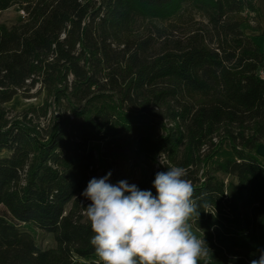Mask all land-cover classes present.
Segmentation results:
<instances>
[{
    "label": "trees",
    "instance_id": "16d2710c",
    "mask_svg": "<svg viewBox=\"0 0 264 264\" xmlns=\"http://www.w3.org/2000/svg\"><path fill=\"white\" fill-rule=\"evenodd\" d=\"M13 6L23 17L0 24V264H97L81 195L97 168L94 141L107 170L139 155L187 170L206 205L192 228L212 251L207 264L258 259L264 51L247 33L260 29L256 0H0V11ZM35 86L51 118L42 125L31 108L9 119L5 104ZM154 179L135 185L154 193ZM31 229L54 245L40 247Z\"/></svg>",
    "mask_w": 264,
    "mask_h": 264
},
{
    "label": "clouds",
    "instance_id": "9594fccd",
    "mask_svg": "<svg viewBox=\"0 0 264 264\" xmlns=\"http://www.w3.org/2000/svg\"><path fill=\"white\" fill-rule=\"evenodd\" d=\"M111 175L93 177L81 193L91 201L85 215L97 264H207L212 251L192 230L206 205L194 199L184 167L157 172L155 195L126 180L112 184ZM250 264H264V250Z\"/></svg>",
    "mask_w": 264,
    "mask_h": 264
},
{
    "label": "rangeland",
    "instance_id": "374dc122",
    "mask_svg": "<svg viewBox=\"0 0 264 264\" xmlns=\"http://www.w3.org/2000/svg\"><path fill=\"white\" fill-rule=\"evenodd\" d=\"M23 13L16 6L10 7L6 10L0 11V24L5 26H11L16 23L20 18L23 17ZM163 25V23H159ZM45 92L39 86H35L30 89L27 96L18 94L10 102L5 104L6 109L8 110V118L12 120H20V117L24 112L29 111L31 108H34V111L31 112L34 114V119L39 121L42 125L47 123V120L53 115L54 108L53 106L46 105ZM46 113L45 116L43 113ZM30 115V112H29ZM28 115V116H29ZM38 117V119H37ZM103 147V142H90L88 148L92 149L96 161L97 168L94 174L95 178H101L110 171L112 175L109 178V182L116 184L118 181L126 180L129 184H137L144 176L149 174L156 175L157 172L165 171V167L168 165L171 167L170 161L165 156L157 155L154 157L139 155L134 158L118 162L114 167L107 170L105 168V163L101 158V150ZM6 154L5 150L0 151V155ZM221 178L224 179L226 190L229 191L235 185V179L229 175L223 173H217ZM156 192L153 193L155 195ZM91 203L88 200V205ZM70 204L66 205V209H69ZM3 207L0 206V214L3 213ZM85 214V213H84ZM194 234L195 230L192 228ZM32 234L34 235L37 244L42 248L51 247L54 245L52 235L47 234L43 231L37 229H31Z\"/></svg>",
    "mask_w": 264,
    "mask_h": 264
},
{
    "label": "crops",
    "instance_id": "0c3cea01",
    "mask_svg": "<svg viewBox=\"0 0 264 264\" xmlns=\"http://www.w3.org/2000/svg\"><path fill=\"white\" fill-rule=\"evenodd\" d=\"M256 6L258 7L260 13V29L256 31L248 30L247 33L256 42L260 50L264 51V0H256ZM256 152L261 157H264V142L258 145Z\"/></svg>",
    "mask_w": 264,
    "mask_h": 264
},
{
    "label": "built area",
    "instance_id": "2783aa9c",
    "mask_svg": "<svg viewBox=\"0 0 264 264\" xmlns=\"http://www.w3.org/2000/svg\"><path fill=\"white\" fill-rule=\"evenodd\" d=\"M22 13H23V12H22ZM23 14H24V13H23ZM259 76L262 77V78H264V70L261 69V70L259 71Z\"/></svg>",
    "mask_w": 264,
    "mask_h": 264
}]
</instances>
